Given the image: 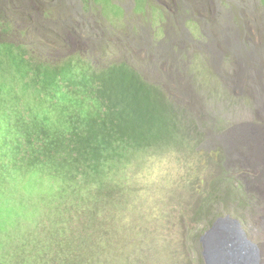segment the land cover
<instances>
[{
    "label": "trees",
    "instance_id": "obj_1",
    "mask_svg": "<svg viewBox=\"0 0 264 264\" xmlns=\"http://www.w3.org/2000/svg\"><path fill=\"white\" fill-rule=\"evenodd\" d=\"M247 12L241 23L237 15L232 25L224 22L220 34L241 29L251 35L250 28L264 26L263 13ZM0 28V232L14 228L0 242V264H138L115 251L128 224L114 217L104 221L103 213L129 206L135 212L133 182L151 156H178L173 148L181 142L177 131L184 130L174 114L185 125L192 115L170 104L125 61L99 62L91 53L47 57L14 37L17 24L2 9ZM226 38L228 33L217 38L221 47L215 52L202 44L209 56L202 60L200 52L197 60L209 67L214 53L230 61L234 53ZM185 88L194 98L192 86ZM224 188L227 203L235 201L232 188ZM225 202L216 199L211 206ZM209 214L177 218L180 236L190 241Z\"/></svg>",
    "mask_w": 264,
    "mask_h": 264
},
{
    "label": "rangeland",
    "instance_id": "obj_2",
    "mask_svg": "<svg viewBox=\"0 0 264 264\" xmlns=\"http://www.w3.org/2000/svg\"><path fill=\"white\" fill-rule=\"evenodd\" d=\"M113 3L120 5L122 9L113 7ZM157 5L161 6L162 11H156ZM253 6L257 7V11H261L258 8L259 0H151L150 2L149 0H0V9L5 12L8 20L11 19L17 24L15 33L18 37L14 36L16 39L28 41L36 51L43 50L50 58L87 56L88 53H93L96 61L104 63L109 61V58L122 61L127 59L139 66L146 74V80L155 85L162 92V97L167 98L172 105L178 102L180 90L183 89V87L180 89L178 77L172 74L177 69L175 56L177 46L179 47L177 41H186L183 43L185 47H182L178 54L179 77L185 81L190 74L192 76L188 79L190 85L194 79V83L204 89L206 88L203 85L207 84L213 87L217 82L216 77L208 80L204 73L193 71L196 66L193 54L199 53V44L216 45L217 38L223 39L228 33V46L241 55L244 52L242 45L244 41L234 39L230 30L221 35L223 23L216 27L215 24L226 22V25L227 23L232 25L235 15L241 19L248 15L247 11ZM115 12L118 18L114 15ZM261 22L264 24V19H261ZM261 37L259 45L264 43V30L261 32ZM108 50L111 53L107 55ZM201 51L205 53L204 56L202 55V60L208 58L209 50L206 51L202 47ZM184 52H187L186 55ZM202 60H196L198 67ZM212 60L220 70L218 65H223V62H220L219 57L212 53ZM227 84L229 85L228 82ZM231 90L233 91V87ZM184 110L190 114L193 107L184 106ZM234 110H241V106L225 104V108L224 106L221 108L219 121L234 119V123L227 129L218 131L216 128L208 134L200 133L194 127L185 125V122L180 121L181 114L176 111L174 115L177 121L174 120L185 129V134L182 135L183 132L177 131L181 142L173 150L183 156L186 148L191 144L195 146L201 141L203 142L201 146H204L212 142L213 135H217L224 147L227 168L232 174L229 177L235 184H238V180L244 184V181L235 175L236 167L232 166L236 163L244 167L245 163L250 167L246 162V143L241 139L243 126L251 122L254 129L264 131V116L262 120H240L238 115L232 112ZM194 150L195 152H187L184 159L181 155L175 154L164 158L168 153L159 158L150 157L148 166L136 177L133 190L130 191V204L135 212L129 221L126 220L127 215H131L129 205L114 212L112 209L103 213L104 221L111 217L125 220L128 225L120 231L123 237L139 230L129 240L121 242L119 248V252L129 254L131 260L137 261L138 264H154L153 257L147 255L156 254L158 249L166 254L177 252L179 264L190 262L188 250H183L184 246L180 240H167V236H172L175 232V227L172 224L165 225V217L167 216L175 225L177 223L174 219L176 211L172 203L175 193L172 192L165 199L161 198H164L170 190L178 189L177 184L185 176L186 169L192 170L200 160H208L216 156L213 149L195 147ZM190 160H194L195 163L189 165ZM176 162L181 165H174ZM199 170L205 172V166ZM224 185L227 186L228 182L225 181ZM242 190L244 191V188ZM51 194H53L52 189ZM153 217L156 219L153 220ZM153 221L156 226L153 225ZM12 232L14 228L4 235L0 232L2 237L0 242L10 237L8 235ZM150 232L156 241L154 237L149 239ZM251 235L256 239L264 240V235L259 232L253 231Z\"/></svg>",
    "mask_w": 264,
    "mask_h": 264
},
{
    "label": "clouds",
    "instance_id": "obj_3",
    "mask_svg": "<svg viewBox=\"0 0 264 264\" xmlns=\"http://www.w3.org/2000/svg\"><path fill=\"white\" fill-rule=\"evenodd\" d=\"M256 8L257 7L253 6L251 10L257 11ZM258 8L261 10L260 12H258L264 14V8L260 3V0ZM239 22L241 23V19H239ZM222 23L224 24V22H216L215 27L218 24ZM262 30H264V26L260 27L258 31L250 28L249 32L251 33V35H249V33L244 30L231 29L230 31L234 39L237 38V40L239 41H244V44H242L244 47V52L240 55L238 52H235L233 49H231L227 44L228 38H226V46L229 50L233 51L234 56L230 59V61H226L224 55H217L220 62H223V65H218V68H220V70L216 68L217 64L213 62L209 67H207L202 61L203 66L201 68L198 67V61H196L198 54L194 55L192 53L196 62V66H194L193 71L199 74L204 73L205 77H208V80H211V77L217 78V82L213 87L208 84H200L205 86L206 89L199 86V84L194 83V79H192V85H190L188 81L189 78H192L190 74L187 75V78L185 80L186 82L183 81L181 77H179V71L177 70L178 54L180 53L179 51H181L182 47H185V44L183 43H185L186 41H177L179 43V47L177 46V50L175 53L177 69L172 74L178 77L180 82V89H182L183 87V91L180 90V95L181 92H184L182 93L184 98L178 97V102H174V104L177 106L176 108H182L183 110L184 106L193 107V111L192 113H190L193 118L190 119L188 124L186 125L194 127L203 134H208V132L216 128L218 129V131L227 129V127L232 125L235 120L225 119L219 121V117L221 116V108L223 106L225 108V104H229L230 106H241V110L232 111L233 113L238 115V119L240 120H262L264 116V43L262 45H259V39L261 37ZM187 46L188 50H190L188 43ZM202 47L203 46L199 44V53L202 52ZM219 47H221V45L217 44V42L216 45L212 46L208 44V48H210L209 51L212 52H215ZM106 53L108 55L111 52L110 50H108L106 51ZM186 53L187 52H184L185 55ZM95 56L98 58L97 55ZM114 60L118 62L122 61L115 58H109V61L107 62ZM123 61L129 63L132 66H135L138 71L143 72L134 62L132 64L127 59ZM144 75L146 76L145 73ZM227 82L229 83V85L227 84ZM184 86H192V89H194L193 92L195 93L194 98L187 95L188 93H186L187 91ZM232 87L233 91L231 90ZM253 127L254 126L251 122H247L246 124H244V131L243 133H241V139L246 140L244 136H246V134L250 132L258 133L264 136V131L254 129ZM183 130L185 134V129L183 128ZM202 143L198 147H205L209 150L213 149L216 153L215 158L210 157L208 160H200L198 163H196L194 169H186L185 176L177 184L178 189L170 190V192L166 193L164 198H161L165 199L172 192L175 193V199L172 201L174 205L173 208L176 211V215L174 216L175 221L179 217H184L185 220H191L194 218L198 219L208 211L210 213L203 223H199V227L193 232L190 241H187L185 236H180L182 230L178 225L179 222H177L175 225V223L171 221L167 216L165 217V225L172 224L175 227V232L172 236H167V240L172 241L174 239H178L182 242L184 246L183 250H188L189 256H187L190 261L189 264H204L203 259L200 258L198 253V250L201 252L202 247L200 238L206 231H208L212 227L214 222L221 215H230L234 217L233 219L236 220L235 227L237 231L241 233L240 236L242 238H246L247 240H249L250 244H252L247 245L248 248L253 249V245L260 248L261 245H264V240L256 239L251 235V232L253 231L259 232L260 234L264 235V169L260 170L256 167V165L248 161L249 152L247 146H245L246 162L250 165V167L245 164L244 167L241 164H232L233 167H236L235 175H237L244 181V184L241 180H238V184H235L233 182V179L229 177L232 174H230L227 168L228 164L225 157L224 147L218 140L217 135H213V140L209 144L201 146ZM193 148L194 146L188 148V152H195ZM186 153L183 156L181 154L178 155H181V157L184 159ZM216 157H219V159H216ZM194 163V160H190L189 165H192ZM174 165L181 164L176 162ZM203 166H205V172L199 170V168ZM225 181L228 182L227 186L224 185ZM224 187L232 188L233 193L236 196L235 201H233V199L230 197L227 203L228 193L226 192ZM243 188L244 191L242 190ZM214 198L215 200L226 199V202L222 206L214 205L212 207L211 204L212 201H215ZM223 207H225L224 210L216 211ZM131 216L132 214L130 216L127 215L126 220L129 221L131 219ZM211 222L212 224L210 225ZM152 223L156 226V223L154 221ZM137 231L139 230H135L134 232L130 233L132 235L127 237H123L122 233L119 232L118 234H121V236L117 240L121 244V242L129 240L133 235H135ZM151 234L152 232H150L149 239L151 237H154ZM18 240V236L14 237V241ZM119 248L120 245L116 248V253L128 258L130 261H133L129 257V254H122L121 252H119ZM109 256L110 255H104L103 257L109 258ZM147 256L153 257L154 264H179V256L177 252L174 251L172 252V254H166L161 253L158 249L156 254H148ZM98 263L114 264L112 261H98Z\"/></svg>",
    "mask_w": 264,
    "mask_h": 264
},
{
    "label": "water",
    "instance_id": "obj_4",
    "mask_svg": "<svg viewBox=\"0 0 264 264\" xmlns=\"http://www.w3.org/2000/svg\"><path fill=\"white\" fill-rule=\"evenodd\" d=\"M230 215H221L212 227L200 238L202 247L199 256L204 264H262L264 245L248 248L249 240L242 238L236 229V220ZM241 246H240V245ZM247 247V248H246ZM253 253V254H251ZM259 255V256H258Z\"/></svg>",
    "mask_w": 264,
    "mask_h": 264
},
{
    "label": "bare ground",
    "instance_id": "obj_5",
    "mask_svg": "<svg viewBox=\"0 0 264 264\" xmlns=\"http://www.w3.org/2000/svg\"><path fill=\"white\" fill-rule=\"evenodd\" d=\"M244 138L246 139L245 143L249 152L248 161L256 165L258 169L263 170L264 169V136L258 133L250 132L247 133L246 136H244ZM238 234L241 235L240 232H238Z\"/></svg>",
    "mask_w": 264,
    "mask_h": 264
}]
</instances>
